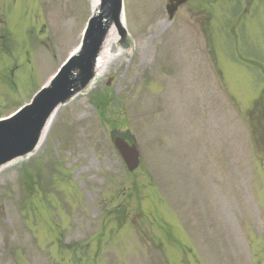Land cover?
<instances>
[{
    "label": "rangeland",
    "instance_id": "1",
    "mask_svg": "<svg viewBox=\"0 0 264 264\" xmlns=\"http://www.w3.org/2000/svg\"><path fill=\"white\" fill-rule=\"evenodd\" d=\"M168 1L124 0L133 51L115 43L123 54L49 137L0 168V264H264V119L254 128L249 114L264 88V0H189L172 20ZM91 11L0 0V117L48 82ZM101 92L113 97L103 117L90 99ZM112 125L139 146L134 172Z\"/></svg>",
    "mask_w": 264,
    "mask_h": 264
},
{
    "label": "water",
    "instance_id": "2",
    "mask_svg": "<svg viewBox=\"0 0 264 264\" xmlns=\"http://www.w3.org/2000/svg\"><path fill=\"white\" fill-rule=\"evenodd\" d=\"M184 2L177 0L167 6L171 18ZM113 27L117 30L119 45L131 51L132 44L123 24V0H99L81 45L58 74L31 103L11 117L0 120V167L32 153L58 108L89 87L98 73V60ZM114 141L128 169L135 170L140 163L136 144L122 136H116Z\"/></svg>",
    "mask_w": 264,
    "mask_h": 264
},
{
    "label": "bare ground",
    "instance_id": "3",
    "mask_svg": "<svg viewBox=\"0 0 264 264\" xmlns=\"http://www.w3.org/2000/svg\"><path fill=\"white\" fill-rule=\"evenodd\" d=\"M97 1L98 0H91L92 2V5L95 6L97 4ZM123 23H125L124 21V18H123ZM118 39V34H117V30L115 27H113L110 31V34H109V37H108V40L105 44V47H104V50L102 51L100 57H99V60H98V72L101 71L105 65H108V63L112 60V59H115V58H118L120 56V54H123L122 50L118 53L117 56H115L116 52L113 51V46L114 43L116 40ZM113 56H115L113 58ZM57 115V114H56ZM56 116H54L50 122H49V125L46 127L45 129V132H44V135L47 133V131L49 130L50 126H51V123H53V120L55 119ZM242 245V244H241Z\"/></svg>",
    "mask_w": 264,
    "mask_h": 264
},
{
    "label": "trees",
    "instance_id": "4",
    "mask_svg": "<svg viewBox=\"0 0 264 264\" xmlns=\"http://www.w3.org/2000/svg\"><path fill=\"white\" fill-rule=\"evenodd\" d=\"M113 97L110 94H104V93H94L91 96V101L94 103L96 108L100 111V113L104 116L106 114V110L108 109ZM112 127H115V125H112ZM30 173L27 172V179ZM28 183V182H27Z\"/></svg>",
    "mask_w": 264,
    "mask_h": 264
}]
</instances>
